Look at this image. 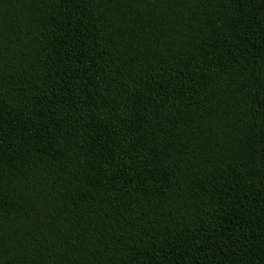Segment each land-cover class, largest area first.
I'll list each match as a JSON object with an SVG mask.
<instances>
[{
	"label": "trees",
	"instance_id": "1",
	"mask_svg": "<svg viewBox=\"0 0 264 264\" xmlns=\"http://www.w3.org/2000/svg\"><path fill=\"white\" fill-rule=\"evenodd\" d=\"M0 264H264V0H0Z\"/></svg>",
	"mask_w": 264,
	"mask_h": 264
}]
</instances>
